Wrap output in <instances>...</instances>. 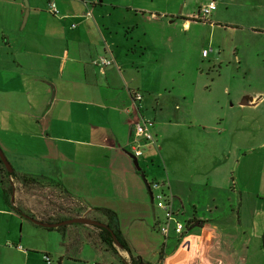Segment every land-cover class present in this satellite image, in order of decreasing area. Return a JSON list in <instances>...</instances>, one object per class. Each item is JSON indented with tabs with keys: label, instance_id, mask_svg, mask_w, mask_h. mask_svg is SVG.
I'll use <instances>...</instances> for the list:
<instances>
[{
	"label": "crops",
	"instance_id": "0c3cea01",
	"mask_svg": "<svg viewBox=\"0 0 264 264\" xmlns=\"http://www.w3.org/2000/svg\"><path fill=\"white\" fill-rule=\"evenodd\" d=\"M213 1L209 22L202 23L194 20L208 3L202 0H27L28 8L23 0H0V150L14 175L0 170V264H48L44 255L50 264H133L131 257H140V264H167L184 243L186 257L178 264H264V156L254 171L251 148L235 143L250 136L249 121L211 118L213 110L230 107L202 102L205 86L200 83L214 86L216 99L229 92L221 90V82L203 81L198 68L200 60L222 66L232 65L230 60L245 70L250 68L248 55L264 57V51L252 47L247 53L250 37L211 42L205 57V49L199 53L194 46L197 32L204 29L213 36L216 30L239 29L264 36V23L258 22L264 17V0ZM48 2L57 16L47 11ZM104 55L114 63L100 69L93 61ZM260 76L264 86L263 72ZM132 92L142 94L137 107ZM237 99L243 113L262 115L252 125L260 130L262 121L264 130V108L255 96L243 93ZM142 119L154 123L156 145L144 149V166L155 162L162 150L158 140L171 127L208 128L206 139L214 143L212 170L203 172L197 184L192 175L186 182L180 155L171 172L164 164V178L148 166L152 180H143L139 159L129 153L134 124ZM192 154L195 167L197 153ZM242 162L243 177L250 174L247 181L238 174ZM256 174L258 178L251 177ZM21 177L36 182L24 186ZM152 181L163 183L172 198L175 218L186 225L182 235L170 232L161 240L155 235L164 217L151 202L147 186ZM7 187L10 194L4 193ZM16 188L21 195L49 192L57 200L37 208ZM235 189L248 194L243 200L250 210L246 219L230 212ZM197 205L208 214L189 209ZM95 209L117 215L131 255L119 244L114 245L116 254L108 251L99 227L70 224L57 230L25 217L50 224L86 217L105 224Z\"/></svg>",
	"mask_w": 264,
	"mask_h": 264
},
{
	"label": "rangeland",
	"instance_id": "374dc122",
	"mask_svg": "<svg viewBox=\"0 0 264 264\" xmlns=\"http://www.w3.org/2000/svg\"><path fill=\"white\" fill-rule=\"evenodd\" d=\"M198 2L200 0H197ZM204 2H209L211 0H202ZM250 22V21H249ZM258 22L263 24L264 23V17H260L258 19ZM236 31V30H235ZM247 37H250V43H248V47L246 48V52L254 47L256 48L259 53L264 51V36H256L253 37L251 34L248 33L247 30H238L236 32L234 31H224V30H216L214 32V36L211 35L208 29H204L200 32H197V38H199L198 42L194 43V46L196 48L200 47L199 53L201 52V49H205L209 52V46L211 42H217L220 39H228V40H235L238 42L245 41ZM204 44V45H203ZM257 54V53H256ZM264 55V54H263ZM248 58H250V68L245 69H238L237 64L233 61H229L232 65L225 64L220 65L210 60H200L199 61V70H202L204 75V80H207L211 82H217L222 83L221 90H225L229 92V95H220L218 99L217 95L214 97V91H216V88L214 86H211L208 82L200 83L202 87L205 86V88L202 89V93L200 95V100L202 102H219L220 104H225V107H230V109H216L213 110L214 114L211 118L215 117L216 115L222 116L224 118H230L232 120H235L236 123H239L240 119L243 118V120L249 121V124L247 126V131L250 133V136H245L242 139H235V143L237 147L240 145L243 146V148H251L250 151V167L254 169L258 168L260 166L261 156H264V149L260 147V144L264 142V130L262 129V121L260 122L261 128L260 130L257 129L255 126L252 125V120L254 118H258L261 120L262 115H255L252 112L243 113L238 109L237 106V98L243 96V93L245 95H248L250 97L255 96L256 101L260 102V107L264 108V86L261 83L263 76H260V73L264 71H261L260 68H264V57L255 56L254 54H249ZM229 68H225V67ZM259 67V69H258ZM206 71V72H205ZM211 86V87H210ZM213 89V92H212ZM209 92V93H208ZM247 92V93H246ZM210 114H207L208 117H210ZM208 127V126H207ZM201 131L204 129H200ZM210 133V130L208 128H205L204 132H194V129H177L175 127H171L168 131L167 135H163L159 138V144L162 146V150L157 156V159L154 163L148 162L147 166L143 165L144 156L139 158V169L141 173L146 177V180H152L151 175H149V172L147 171V167H151L155 169V171H158L161 173V178L165 177L164 173V164L165 166L169 167V170L173 169V165H177L180 162V155H182L184 162L181 164V168H184L181 178L184 179L186 182H190V176H194L193 180L191 181L194 184H197L201 182L204 177L203 172H206L208 170H212V164L210 160L211 151L214 150V143L209 142L206 139L207 134ZM194 135H197L195 137ZM209 140H212L211 135ZM249 150V149H248ZM202 151V153H200ZM192 152L197 153V158L193 161L195 162V167L191 166L192 162ZM189 153V154H188ZM146 157V156H145ZM199 157V158H198ZM253 160V163H252ZM157 161V162H156ZM194 164V163H193ZM236 165V164H235ZM235 165L232 166L235 170L237 168ZM175 168V167H174ZM195 169V171L193 170ZM194 174V175H193ZM238 174L241 178V180H249V173H247V176L243 177V162L239 167ZM155 176V175H154ZM235 173L233 174V180L235 179ZM238 176V175H237ZM255 179L258 178V175L251 176ZM158 180V179H156ZM16 191H18V196H22L21 198H25L29 200V203L33 205L34 207L38 208V205L40 203H48L53 202L56 199L55 195L49 192H28L24 191L23 195L19 192V190L16 188ZM235 204H233L234 211L232 214L238 215L244 219H246L248 216H250V210H248L247 206H244L243 200L248 198V194H244V191L235 189ZM158 191H154V194H156ZM238 192V193H237ZM248 192V191H247ZM241 199V202H238V199ZM149 201V198H148ZM239 203V205H237ZM262 203V202H261ZM214 206V205H213ZM221 210H224L226 207L219 206ZM189 209H195L196 214L201 215L208 213L205 212L202 205H197L195 207H189ZM37 213V212H36ZM158 215L160 219L162 218V213L158 212ZM181 220H183L181 218ZM184 223V222H183ZM158 233V234H157ZM157 235L158 239L161 240L163 236L158 232L155 233ZM160 235V236H159ZM263 246V245H262ZM263 255H264V247H263Z\"/></svg>",
	"mask_w": 264,
	"mask_h": 264
},
{
	"label": "built area",
	"instance_id": "2783aa9c",
	"mask_svg": "<svg viewBox=\"0 0 264 264\" xmlns=\"http://www.w3.org/2000/svg\"><path fill=\"white\" fill-rule=\"evenodd\" d=\"M216 5L214 1H210L204 5H202L198 13L194 16V20L196 21H209L211 13L215 10ZM47 11L54 15H58V11L53 3L48 2L47 4ZM86 16H90V12H86ZM74 27V25H72ZM207 51H202V56H206ZM114 63L113 58L111 56L104 55L102 57H98L93 61V64L100 69H104L105 67H108ZM130 97L133 102V106L136 105V107L141 103L142 101V94L140 92H132L130 94ZM153 122L150 120H140L134 124L132 135H133V141L130 144L129 147V153L134 157V159H139L143 155V151L146 147H155V139L154 135L152 133L153 129ZM148 187L152 193V198L155 204V207L162 211L164 221L157 225V229L159 233L166 239L170 232H173L176 236H180L183 234L184 230H186V225L182 222H179L175 218V214L173 212L172 208V198L164 193V184L159 183L157 181L149 182ZM154 191H158L156 194H154ZM44 261L48 264H50V260L45 255L43 257Z\"/></svg>",
	"mask_w": 264,
	"mask_h": 264
},
{
	"label": "trees",
	"instance_id": "16d2710c",
	"mask_svg": "<svg viewBox=\"0 0 264 264\" xmlns=\"http://www.w3.org/2000/svg\"><path fill=\"white\" fill-rule=\"evenodd\" d=\"M198 22L208 23L209 21H203V20L199 21L198 20ZM0 170L2 171V173H6L1 162H0ZM7 175L14 177L13 173H11V174L8 173ZM18 181L24 186H27V185H30V184H33L36 182L35 179L25 178V177H21L20 179H18ZM10 192H11L10 187H7V189L4 190L5 194H7V193L10 194ZM95 211L99 212L105 218V222H104L105 228H101L99 231V234H98L99 238L101 240V243L108 249V251H111L115 254H116V249H115L114 245L119 244L125 251H127L131 255L130 249H129L126 241L124 240V238L121 236L120 231L118 229L117 215L113 211L108 210V209H95ZM44 223H45V221H44ZM46 223H50V222L47 221ZM191 223L192 222L189 221V222H187V225L190 226ZM65 228H66V226H62V227H58L57 230H64ZM262 242L264 245V234L262 236ZM131 260H132L133 264H140L141 263L140 257H131Z\"/></svg>",
	"mask_w": 264,
	"mask_h": 264
},
{
	"label": "water",
	"instance_id": "95a60500",
	"mask_svg": "<svg viewBox=\"0 0 264 264\" xmlns=\"http://www.w3.org/2000/svg\"><path fill=\"white\" fill-rule=\"evenodd\" d=\"M23 1H24L25 7L28 8L27 0H23ZM26 16H27V9L25 10L23 23L26 20ZM0 162L3 164L5 170L8 173L12 172V168H11L10 164L8 163L7 159L5 158V156H4V154H3V152L1 150H0ZM135 165L137 167L136 163H135ZM137 169H138V167H137ZM141 178L143 180H145L144 179V175H141ZM147 190H148L151 202H152V197H151V193L149 191L148 186H147ZM25 217L27 219H30L36 225H40V226L45 227V228H57V227H60V226H66V225H70V224H84V225H90V226H95V227H99V228H105V225L103 223H100V222H98L96 220L89 219V218H86V217L73 218V219L65 220V221H62V222H59V223H52V224H50V223H41V222H39V221H37V220H35L33 218H29L27 216H25ZM187 245H188L187 243H184L182 245V247L178 250V252L172 258H170L167 261V264H178V263L182 262L185 259V257H186Z\"/></svg>",
	"mask_w": 264,
	"mask_h": 264
},
{
	"label": "bare ground",
	"instance_id": "6f19581e",
	"mask_svg": "<svg viewBox=\"0 0 264 264\" xmlns=\"http://www.w3.org/2000/svg\"><path fill=\"white\" fill-rule=\"evenodd\" d=\"M149 188V187H148ZM149 191H150V189H149ZM150 193H151V191H150ZM151 197H152V193H151ZM152 201H153V198H152Z\"/></svg>",
	"mask_w": 264,
	"mask_h": 264
}]
</instances>
